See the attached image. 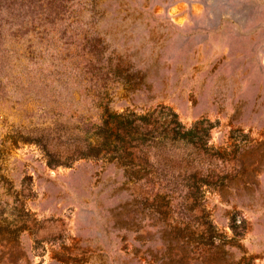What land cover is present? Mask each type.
Returning a JSON list of instances; mask_svg holds the SVG:
<instances>
[{
    "label": "rangeland",
    "instance_id": "obj_1",
    "mask_svg": "<svg viewBox=\"0 0 264 264\" xmlns=\"http://www.w3.org/2000/svg\"><path fill=\"white\" fill-rule=\"evenodd\" d=\"M105 108L207 136L129 167ZM0 264H264V0H0Z\"/></svg>",
    "mask_w": 264,
    "mask_h": 264
},
{
    "label": "trees",
    "instance_id": "obj_2",
    "mask_svg": "<svg viewBox=\"0 0 264 264\" xmlns=\"http://www.w3.org/2000/svg\"><path fill=\"white\" fill-rule=\"evenodd\" d=\"M153 116L155 120L151 119ZM158 117L161 125H149L152 121L157 123ZM100 120L98 136L104 141L101 146L105 144L113 158L124 160V164L129 167L135 166L133 158L137 161L146 159V149H151L156 158L170 160L175 154L173 149L176 143L197 141L202 144L207 136L206 128L201 130L202 134H199L198 126L186 129L172 112H151L145 115L132 112L114 114L105 108ZM98 152L100 148L96 150V153ZM139 169L128 172V176L137 179L136 174L141 172Z\"/></svg>",
    "mask_w": 264,
    "mask_h": 264
}]
</instances>
